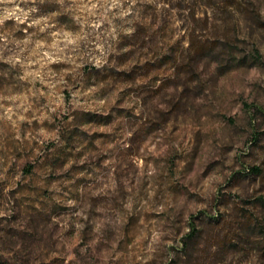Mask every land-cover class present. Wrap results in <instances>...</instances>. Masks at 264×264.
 <instances>
[{
    "label": "clouds",
    "instance_id": "1",
    "mask_svg": "<svg viewBox=\"0 0 264 264\" xmlns=\"http://www.w3.org/2000/svg\"><path fill=\"white\" fill-rule=\"evenodd\" d=\"M0 264H264V0H0Z\"/></svg>",
    "mask_w": 264,
    "mask_h": 264
}]
</instances>
